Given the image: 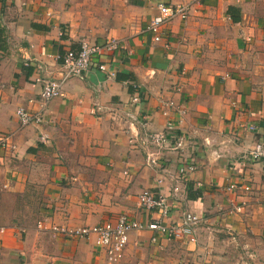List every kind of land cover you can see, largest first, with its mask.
<instances>
[{"label":"crops","instance_id":"crops-1","mask_svg":"<svg viewBox=\"0 0 264 264\" xmlns=\"http://www.w3.org/2000/svg\"><path fill=\"white\" fill-rule=\"evenodd\" d=\"M157 2L188 11L153 42L141 29ZM79 39H115L119 49L41 106L34 65L53 75L55 55ZM100 63L114 76L97 71ZM17 107L40 111L42 121L19 126ZM160 131L183 136V149L146 143ZM0 133L15 145L0 153V191L17 197L36 186L43 211L22 240L13 208L4 212L0 264L99 263L92 237L67 232L121 214L144 225L153 218L136 203L144 189L166 198V223L186 210L200 222L192 236L169 239L131 230L116 264H264V161L238 163L264 139V0H0ZM182 157L194 170L178 176ZM229 183L250 191L232 193Z\"/></svg>","mask_w":264,"mask_h":264},{"label":"built area","instance_id":"built-area-1","mask_svg":"<svg viewBox=\"0 0 264 264\" xmlns=\"http://www.w3.org/2000/svg\"><path fill=\"white\" fill-rule=\"evenodd\" d=\"M199 0H195L198 4ZM156 14L150 17L143 25L141 32L149 34L151 41L159 40V31L167 21L172 18L185 20L188 6L179 4H166L157 2L155 4ZM61 34V31L58 35ZM119 49V43L115 39H108L99 44H89L84 39L77 41L75 50L66 49L60 55H55L54 59L58 62L57 68L53 75H46L39 65H34L33 82L38 87L37 97L41 106L50 99L60 95L62 84L71 77H78L88 71L89 67L94 63L98 56L107 57ZM97 71L102 72L104 77H113L114 71L108 69L105 63L96 64ZM135 88V85H132ZM135 92V91H134ZM131 102L137 101L136 94L130 98ZM171 102L167 101L163 104L164 108L169 107ZM166 110L162 109L161 113L165 114ZM14 117L19 126L29 124L37 125L42 121L41 112H31L25 108L17 107L14 109ZM165 129H170V124L166 123ZM252 129V127H250ZM40 139H43L41 137ZM172 141V142H170ZM156 149L177 150L181 151L185 145L183 136L177 135L171 140L168 138L166 131L152 133L147 142ZM15 151V145L11 140L10 134L0 133V153L2 155H12ZM149 151H145V159L147 163H152L154 159ZM264 161V139L260 138L253 142L251 147L240 156L238 162L241 166L254 162ZM194 165L191 161L182 157V161L177 169V175L181 176L185 173L192 172ZM226 190L230 192L249 193L250 185L247 183H229ZM137 205L148 212H151L153 218L144 225H140L137 221L128 218L126 215H118L113 223L108 221L98 223L91 226H83L74 228L67 233L73 234L79 238L92 237V244L96 250V256L100 258V262L96 264H116L123 253V249L127 242V233L131 230L142 228L150 230L155 235H160L166 239L176 238L179 236H192L195 227L200 222V217L188 210L182 211L176 222H165L167 217L168 206L166 198L160 193L149 189H144L136 195ZM231 209L238 212L237 206ZM36 227H40L36 223ZM61 230L60 227H58ZM52 230H59L55 227ZM22 231V230H21ZM2 229L0 228V233ZM64 232V231H62ZM155 236L149 238L150 242H154Z\"/></svg>","mask_w":264,"mask_h":264},{"label":"rangeland","instance_id":"rangeland-1","mask_svg":"<svg viewBox=\"0 0 264 264\" xmlns=\"http://www.w3.org/2000/svg\"><path fill=\"white\" fill-rule=\"evenodd\" d=\"M40 189L36 186L29 185L26 187L24 193L21 196H13L5 194L4 191H0V217L7 214L9 206L12 209V216L15 219L20 220V227L17 229V233L20 235L21 240L25 238V230H30L32 226L36 224V221L41 220L43 211H37L40 207L41 196ZM22 230V231H21ZM24 251L32 252V247L27 246ZM19 251V250H17Z\"/></svg>","mask_w":264,"mask_h":264},{"label":"trees","instance_id":"trees-1","mask_svg":"<svg viewBox=\"0 0 264 264\" xmlns=\"http://www.w3.org/2000/svg\"><path fill=\"white\" fill-rule=\"evenodd\" d=\"M226 11H227V13H228V15H229V19L232 21V22H234V21H237V18L235 17V16H233L232 15V13L233 12H236V11H234L233 9H231V8H227L226 9ZM120 79V78H125V76H116V79Z\"/></svg>","mask_w":264,"mask_h":264}]
</instances>
